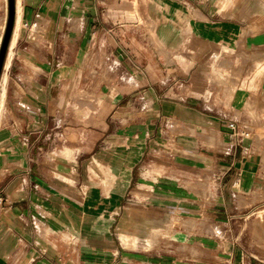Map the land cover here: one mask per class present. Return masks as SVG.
I'll use <instances>...</instances> for the list:
<instances>
[{
    "label": "crops",
    "instance_id": "1",
    "mask_svg": "<svg viewBox=\"0 0 264 264\" xmlns=\"http://www.w3.org/2000/svg\"><path fill=\"white\" fill-rule=\"evenodd\" d=\"M22 5L0 264H264V0Z\"/></svg>",
    "mask_w": 264,
    "mask_h": 264
},
{
    "label": "rangeland",
    "instance_id": "2",
    "mask_svg": "<svg viewBox=\"0 0 264 264\" xmlns=\"http://www.w3.org/2000/svg\"><path fill=\"white\" fill-rule=\"evenodd\" d=\"M6 23H7V18L5 19V27H6ZM23 23V12H22V15H21V19H20V27L21 24ZM22 29L23 27L21 28V31L20 33L22 32ZM7 59V58H6ZM6 63V62H5ZM9 66V65H8ZM7 67H4V72H3V75L1 77V80H0V101L3 99V96H4V91H5V81H6V69L8 68ZM56 163H61V159H58L56 158ZM258 213H257V217L258 219H261L259 221V225L257 224L256 226L252 225L251 226V230H255L256 233L260 236V239L258 240L257 239V243L261 244V245H264L263 243V235H264V205L261 206L258 210ZM256 216H253V215H246L241 221H240V230H243L244 231V234L246 235V239L249 240V243L253 241V238H249L248 237V232H249V224L250 222L253 221V218H255ZM252 219V220H251ZM190 225L193 227V226H196L195 224V221H190ZM202 225H205V223H202ZM207 230L209 231H212L213 233H219L220 232V224L218 222H208L207 223ZM253 246V244H252ZM257 254H262V253H257Z\"/></svg>",
    "mask_w": 264,
    "mask_h": 264
},
{
    "label": "water",
    "instance_id": "3",
    "mask_svg": "<svg viewBox=\"0 0 264 264\" xmlns=\"http://www.w3.org/2000/svg\"><path fill=\"white\" fill-rule=\"evenodd\" d=\"M16 22V0H8L7 23L0 45V80L4 71L6 58Z\"/></svg>",
    "mask_w": 264,
    "mask_h": 264
},
{
    "label": "bare ground",
    "instance_id": "4",
    "mask_svg": "<svg viewBox=\"0 0 264 264\" xmlns=\"http://www.w3.org/2000/svg\"><path fill=\"white\" fill-rule=\"evenodd\" d=\"M23 12V5L22 0H16V22H15V28L14 32L11 38L10 48L8 51L5 67H7L10 63L12 54H13V46L15 45L17 38L19 36V30H20V19ZM126 237V236H125ZM124 242V241H123Z\"/></svg>",
    "mask_w": 264,
    "mask_h": 264
},
{
    "label": "built area",
    "instance_id": "5",
    "mask_svg": "<svg viewBox=\"0 0 264 264\" xmlns=\"http://www.w3.org/2000/svg\"><path fill=\"white\" fill-rule=\"evenodd\" d=\"M232 127H234V124H231ZM244 135L248 136V133H245Z\"/></svg>",
    "mask_w": 264,
    "mask_h": 264
}]
</instances>
